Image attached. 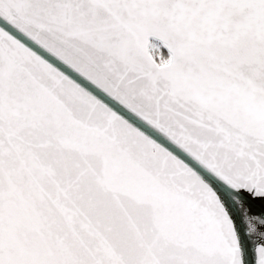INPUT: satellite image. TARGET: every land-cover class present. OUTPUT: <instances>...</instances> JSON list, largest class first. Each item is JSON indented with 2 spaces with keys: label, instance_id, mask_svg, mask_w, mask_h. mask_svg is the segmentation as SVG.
I'll use <instances>...</instances> for the list:
<instances>
[{
  "label": "snow or ice",
  "instance_id": "6c2138e0",
  "mask_svg": "<svg viewBox=\"0 0 264 264\" xmlns=\"http://www.w3.org/2000/svg\"><path fill=\"white\" fill-rule=\"evenodd\" d=\"M0 264H264V0H0Z\"/></svg>",
  "mask_w": 264,
  "mask_h": 264
}]
</instances>
